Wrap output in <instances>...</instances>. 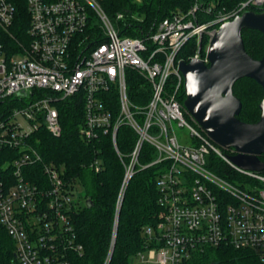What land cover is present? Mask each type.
<instances>
[{"label":"built area","instance_id":"2783aa9c","mask_svg":"<svg viewBox=\"0 0 264 264\" xmlns=\"http://www.w3.org/2000/svg\"><path fill=\"white\" fill-rule=\"evenodd\" d=\"M20 1L28 28L23 41L15 40L17 49L7 53L3 36L17 7L16 0H0V102L14 104L8 113L0 112V150L14 151L0 165V227L14 243L15 264H73L71 254L81 251L70 219L78 205L74 188L52 164L42 165L44 180L31 181L23 172L41 161L27 143L34 132L43 126L60 136L54 103L63 100L81 104L84 140L110 136L125 160L121 191L142 146L155 154L150 165H160L156 187L163 214L155 227L144 230L153 246L137 253L143 264H183L194 252L221 245L252 249L264 261V171L234 165L229 160L234 152L226 154L197 126L179 101L183 76L178 68L181 61L188 62L183 58L190 39H195V49L189 61L207 65L212 32L243 11L262 8L264 0L241 1L229 12L212 5L202 10L195 3L143 37L120 35L102 0ZM92 18L100 27L96 39H90ZM129 71L144 80L136 102L129 96ZM174 123L188 130L189 144L179 142ZM122 126L135 137L124 156L116 145ZM212 158L229 172L219 170Z\"/></svg>","mask_w":264,"mask_h":264},{"label":"trees","instance_id":"16d2710c","mask_svg":"<svg viewBox=\"0 0 264 264\" xmlns=\"http://www.w3.org/2000/svg\"><path fill=\"white\" fill-rule=\"evenodd\" d=\"M241 1L244 0H102L101 6L120 35L143 37L152 32L161 20L185 12L195 3L202 10L212 5L227 12ZM16 7L9 33L3 36L7 53L17 49L16 41L24 40L28 28L24 2L16 0ZM250 10L260 12L264 6ZM118 13L122 17L116 19ZM209 18L205 16V19ZM90 32V39L100 35L95 18L91 19ZM241 37L246 53L253 59H260L264 54V36L256 30L245 29ZM205 43L206 38L202 37L201 46ZM194 49L195 39H190L183 59L189 61ZM143 82L135 71L128 72V91L132 101L136 102L137 95L142 91L138 88L143 86ZM232 92L242 106L237 118L246 123L256 122L260 116L258 105L263 97L261 87L254 80L243 78L234 83ZM183 99L181 88L179 101ZM13 105L10 100L0 102V112L8 113ZM54 106L59 111L61 134L53 137L42 126L28 138L27 143L40 155L41 161L24 167V174L34 182L44 180L42 165L52 164L61 171L71 188L79 184L85 200H90L91 207L78 204L70 214L77 242L81 245L80 252L71 254L73 264H134L139 251L153 246V241L144 233L145 228L155 227L163 214L156 187L160 165H150L155 159L152 148L142 146L133 174L121 191L125 160L123 162L118 157L110 136L90 141L82 138L79 133L82 106L78 100L57 101ZM134 139L128 127L118 129L116 145L121 155L131 152ZM9 156H14V151L0 150V165ZM259 159L264 162V154ZM212 163L219 170L223 168V171L229 172L228 166L215 158H212ZM94 164L98 170H95ZM14 250L13 241L0 227V264H15ZM183 264H264V261L252 249L221 245L196 251Z\"/></svg>","mask_w":264,"mask_h":264},{"label":"water","instance_id":"95a60500","mask_svg":"<svg viewBox=\"0 0 264 264\" xmlns=\"http://www.w3.org/2000/svg\"><path fill=\"white\" fill-rule=\"evenodd\" d=\"M245 29L264 36V10H246L219 25L208 41L207 65L196 59L179 63L183 76L182 105L208 139L234 152L229 156L234 165L262 172L264 162L259 156L264 154V54L253 59L246 53L241 37ZM243 78L254 80L263 92L258 105L260 116L253 123L237 118L242 106L232 88ZM85 205L92 206L89 199Z\"/></svg>","mask_w":264,"mask_h":264},{"label":"rangeland","instance_id":"374dc122","mask_svg":"<svg viewBox=\"0 0 264 264\" xmlns=\"http://www.w3.org/2000/svg\"><path fill=\"white\" fill-rule=\"evenodd\" d=\"M135 2H140V0H134ZM229 12V11H227ZM174 126V130H175V134L179 140V142L181 144H189L190 143V136H189V132L186 128H179L175 125V123L173 124ZM219 149L223 150L226 154L229 155V151L225 150L221 147L218 146ZM75 190V195H74V200L80 205V206H84L85 204V198L83 197V193H82V188L79 184H77L74 188ZM134 264H143L138 258H135L134 260Z\"/></svg>","mask_w":264,"mask_h":264}]
</instances>
